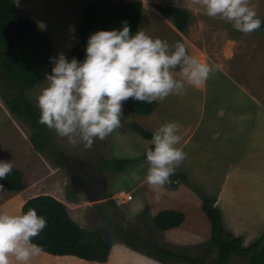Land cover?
Segmentation results:
<instances>
[{
	"label": "rangeland",
	"instance_id": "374dc122",
	"mask_svg": "<svg viewBox=\"0 0 264 264\" xmlns=\"http://www.w3.org/2000/svg\"><path fill=\"white\" fill-rule=\"evenodd\" d=\"M141 1L148 7L161 5L165 7L180 6L187 9L189 19L182 36L189 51L192 52L191 55H196L202 62H206L218 69V74L220 72L221 77L224 76L228 80L225 87L217 81L216 90L218 93L221 90V94H226L227 96L241 95L243 97V101L241 100L243 107L248 106L245 103V96L252 99V103L256 106L254 107L253 105L251 109L258 112L260 122V117H264V27L251 34H243L234 30L231 23L220 17L209 18L204 14L203 10L197 11L194 6L190 7V0ZM252 4L256 7L259 18L264 19V0H252ZM9 83L0 72V161L12 162L14 168L20 170L23 188L19 191H10L5 188L0 190V210L19 214L20 204L27 198L42 193L50 194L65 205L68 214L79 225L104 231L105 210L103 204L107 199V194L111 190L113 192L124 190L125 193L120 192L119 197L112 196L115 206L108 208L107 212L116 220L118 225L125 230L129 227L138 228V232L146 236L150 248L154 245H160L173 249L179 254L186 255L185 258H173L164 263L145 253L134 251L123 243L114 242L105 261H87L72 255H51L43 252L40 256L34 258L32 264H247L248 258L244 255H232L228 259L221 260L218 257L217 246L209 239L210 230L208 234H202V231H198L197 228L196 232L202 236L199 239L185 240L178 233L176 235L172 232V230L167 232L165 230L155 231L152 224L145 227L143 220L138 216L143 207L147 205L150 214L153 215L162 209H172L167 208L169 207L167 202L170 200L164 197L163 200L167 202L159 206L156 204L157 202L153 203V197L149 196L151 194H146V196L144 195L141 198L139 190L133 188L134 177L127 176L129 169L133 165H130L127 167L128 169L117 175L108 170L95 171L93 164L98 159L111 156V145L115 143V137L113 141L112 134L105 140L97 139L93 147L90 150H86L82 145L74 148L69 144L67 138H62L54 130L47 128L58 152L63 156L70 157L74 165L83 170L82 178L89 182V186L86 185L82 189L78 188L75 200L68 199L66 196V185L73 177L67 173L64 167L57 166L53 159L42 152L36 151L31 146L29 139L32 130L28 123L12 113L5 103L4 94L14 92L7 85ZM46 86L47 81L42 80L29 90H26L24 94L28 101L37 105V97L41 89ZM204 169L207 180H216L218 175L217 183H214V181L207 182V184H210L211 192H216L222 173L213 174L212 168ZM177 177H179L178 174H175L171 178ZM188 184L193 188L194 195L199 197L202 203L200 194L204 192L197 187L198 184L196 182L189 181ZM104 193L105 196L102 197ZM130 194L131 197L128 196ZM133 196L134 198H132ZM139 199L140 206H137ZM218 205L221 207L227 227L237 230L241 226L242 228H240L245 231L244 244H250L264 231V226L261 228L264 225V213H261L262 218L254 223H251L250 219H245L246 217H242L238 222L233 218V211L230 212L221 199L218 201ZM248 205L250 204L241 200V207H243L244 213L250 217L252 212L249 211L252 207ZM198 209L202 212L200 207ZM190 210V220L195 223L198 210L194 207H191ZM202 215L204 217V214ZM191 221L187 225L193 229L187 230L188 233H185L187 235L190 232H194L196 228ZM259 228L261 230L257 233ZM244 244L242 245L244 246ZM262 244H264V239Z\"/></svg>",
	"mask_w": 264,
	"mask_h": 264
},
{
	"label": "clouds",
	"instance_id": "9594fccd",
	"mask_svg": "<svg viewBox=\"0 0 264 264\" xmlns=\"http://www.w3.org/2000/svg\"><path fill=\"white\" fill-rule=\"evenodd\" d=\"M189 6L203 10L209 18L220 17L243 34L260 30L264 23L252 0H190ZM50 61L53 67L51 74H45L47 86L37 97L39 123L67 138L74 148L82 145L86 150L124 126V102H162L170 95L184 94L189 87H202L215 71L189 54L185 43L170 45L144 28L131 35L127 21L120 30L91 34L82 61L69 60L63 52ZM181 128L177 121L164 123L153 132L152 146L146 151L145 179L156 201L187 158L178 147ZM13 167L12 162L0 161V180ZM46 226V218L35 208L19 214L0 210V264H32L44 251L34 241Z\"/></svg>",
	"mask_w": 264,
	"mask_h": 264
},
{
	"label": "crops",
	"instance_id": "0c3cea01",
	"mask_svg": "<svg viewBox=\"0 0 264 264\" xmlns=\"http://www.w3.org/2000/svg\"><path fill=\"white\" fill-rule=\"evenodd\" d=\"M14 1L20 15L32 19L37 27L48 35L50 57H56L58 53L63 52L71 60L70 50L80 39L78 25L82 19L83 8L92 0ZM140 28L147 29L149 35L153 37L167 40L170 45L179 41L171 17L147 5H144L141 10L137 30ZM185 45L187 47L186 42ZM187 49L189 54H192L188 47ZM214 69V75L202 87H189L182 95H170L162 102H156L155 108L149 113L140 114L123 106L124 126L111 135L113 141L115 137V143L111 145L110 157L135 158L136 161L132 164L133 167L129 169L127 176L134 177L133 188L139 190L141 198L146 194H151L149 196L153 197L154 194L145 179L149 165L143 153L151 145L152 134L158 127L169 121L179 122L182 125L180 131L182 140L178 147L183 148L187 158L176 169L175 174H178L180 178H170V183L165 186L163 197L159 201L153 198V203L157 202L159 206L164 205L167 201L163 198H169L167 208L183 212L185 218L180 225L165 231L172 230L185 240L199 239L202 235L196 232L197 228L200 232L203 229L202 234H208L209 220L201 208L200 198L194 195L193 188L188 184L189 181H193L205 194L215 199L214 205L221 212L223 228L235 236H241L242 244H244L245 231L241 229V226L235 230L225 225L218 201L221 199L225 207L230 212L233 211L235 221L239 222L242 217H246L245 219H250L251 223H254L262 218L261 213H264V119L262 118L264 117H260L259 122L258 112L251 109L254 105L252 99L245 96V103L248 106L243 107L241 95L227 96L221 94V90L218 93L217 81L225 87L228 80L224 76L221 77L220 72L218 74V69L215 67ZM131 123L138 124L151 135L143 136L133 129L130 130ZM204 168H212L213 174L222 173L216 192H211L210 184L207 182L217 183L219 177L216 174V180H207ZM108 171L116 175L123 172ZM181 174H184L185 178H182ZM120 192L125 193L124 190L114 192L111 190V196L119 197ZM241 200L252 207L249 211L252 212L250 217L244 213ZM22 204L23 202L19 210ZM137 204L140 206V199ZM191 207L198 210L195 223L189 217ZM199 207L202 212L199 211ZM203 219L207 224L204 221L206 224L204 226L202 222L203 228H200V222ZM190 221L194 223V227L196 226L195 233L190 232L187 235L185 233H188L187 230L191 228L187 225ZM260 230L259 228L257 233Z\"/></svg>",
	"mask_w": 264,
	"mask_h": 264
},
{
	"label": "trees",
	"instance_id": "16d2710c",
	"mask_svg": "<svg viewBox=\"0 0 264 264\" xmlns=\"http://www.w3.org/2000/svg\"><path fill=\"white\" fill-rule=\"evenodd\" d=\"M141 0H92L82 11V19L78 25L80 39L70 50V57L85 58L87 40L91 34L100 30L122 29V22L130 25V34L135 35L142 7ZM155 9L171 17L176 28L179 42L185 43L182 32L186 28L189 14L180 6L153 5ZM264 22V19H261ZM261 27H264L262 23ZM50 40L35 22L20 15L14 0H0V72L10 82L7 84L13 93L4 94L9 110L28 123L32 130L30 144L38 152L53 159L59 167H64L73 177L66 185V196L75 200L76 191L82 189L83 170L76 167L68 156H63L54 146L53 140L45 125L39 123L40 110L36 104L28 101L24 92L51 74L53 63L50 61ZM123 106L130 110L146 114L151 112L156 102L151 104L129 99ZM131 129L143 136L151 134L136 123L130 124ZM150 145L149 147H151ZM148 147V148H149ZM147 148V149H148ZM146 149V151H147ZM146 151L143 157H146ZM136 161L135 158H100L93 165L95 171L112 170L121 172ZM76 177V179H75ZM80 177V180H79ZM185 178L184 174H181ZM79 180V181H78ZM4 188L19 191L23 188V179L18 168H14L5 180H0ZM201 193V192H200ZM201 208L210 223V241L218 248V257L228 259L232 255H244L247 264H264V231L247 246L241 244L242 237L226 231L222 225L221 212L213 204V199L201 193ZM111 192L103 204L105 210V230L91 229L79 225L67 212L65 205L50 194H37L27 198L20 208L26 212L35 208L38 215L47 220V226L35 239L51 255H72L89 261H105L114 242L123 243L130 249L145 253L161 262L173 258H185L173 249L160 245L149 246L146 236L138 232V228L123 229L107 212L114 207ZM144 226L152 224L155 231H162L179 225L184 220L181 211L162 209L151 215L146 205L138 214ZM201 264V263H199Z\"/></svg>",
	"mask_w": 264,
	"mask_h": 264
},
{
	"label": "flooded vegetation",
	"instance_id": "af4514ba",
	"mask_svg": "<svg viewBox=\"0 0 264 264\" xmlns=\"http://www.w3.org/2000/svg\"><path fill=\"white\" fill-rule=\"evenodd\" d=\"M87 180L82 181V188H84L86 185L89 186V182ZM87 183V184H86Z\"/></svg>",
	"mask_w": 264,
	"mask_h": 264
},
{
	"label": "bare ground",
	"instance_id": "6f19581e",
	"mask_svg": "<svg viewBox=\"0 0 264 264\" xmlns=\"http://www.w3.org/2000/svg\"><path fill=\"white\" fill-rule=\"evenodd\" d=\"M125 116H126V115H125ZM128 116H129V115H128ZM204 219H205V218H204ZM204 219H203L200 223H202V222L204 223V221H205V223H206V220H204ZM205 223H204V226L207 224V223H206V224H205ZM200 225H202V224H200ZM200 228H203V227L201 226ZM200 228H199V229H200ZM205 228H206V227H205ZM202 231H203V229H202Z\"/></svg>",
	"mask_w": 264,
	"mask_h": 264
},
{
	"label": "water",
	"instance_id": "95a60500",
	"mask_svg": "<svg viewBox=\"0 0 264 264\" xmlns=\"http://www.w3.org/2000/svg\"><path fill=\"white\" fill-rule=\"evenodd\" d=\"M105 196V193L103 194V196L102 197H104Z\"/></svg>",
	"mask_w": 264,
	"mask_h": 264
},
{
	"label": "built area",
	"instance_id": "2783aa9c",
	"mask_svg": "<svg viewBox=\"0 0 264 264\" xmlns=\"http://www.w3.org/2000/svg\"><path fill=\"white\" fill-rule=\"evenodd\" d=\"M129 197H131V195H128Z\"/></svg>",
	"mask_w": 264,
	"mask_h": 264
}]
</instances>
